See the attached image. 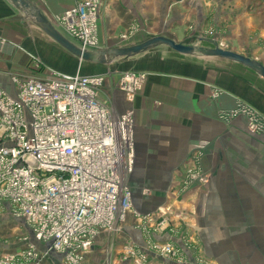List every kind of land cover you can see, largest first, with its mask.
I'll return each instance as SVG.
<instances>
[{
    "label": "crops",
    "instance_id": "1",
    "mask_svg": "<svg viewBox=\"0 0 264 264\" xmlns=\"http://www.w3.org/2000/svg\"><path fill=\"white\" fill-rule=\"evenodd\" d=\"M31 1L55 25L57 17L82 0ZM96 25L101 50L130 46L132 39L137 41L144 35H165L180 42L187 36L198 41L211 33L212 40L203 39L210 46H214L213 41L221 42L224 50L248 57L264 67V0H100ZM123 36L128 39L123 40ZM0 39L7 43L6 47L0 44V87L9 94L15 92L11 74L28 77L54 72L93 76L85 73L89 65L106 67L82 63L69 55L6 0H0ZM204 60L208 61L181 66H147L138 72L130 70L144 76L141 89L131 104L126 102L123 93L115 91L128 107L121 110L116 107L115 111L133 113L137 160L138 152L146 144V135L157 133L161 127H166L165 135L168 136L175 134L173 129L179 124H185L187 128L186 138H179V143L167 141L172 146L170 161L178 158L179 145L183 148V152L180 151L182 160L187 161L195 149H203L202 161L211 162L215 161L219 127H223L218 120L220 114L245 108L264 122L263 80L237 63L219 58ZM31 62L39 63L42 70L34 71L29 65ZM121 65L107 67L106 75H112L113 83H117L124 73ZM240 121L244 122L243 132L249 133L248 117L245 116H237L231 122V132L238 131ZM164 168L167 173L173 171L172 165ZM129 179L127 184L134 189L136 185L129 183ZM131 216L132 213L118 232L100 235L81 264H135V259L127 256L130 250L145 255L146 264H194L195 252L200 247L209 255L213 250L212 256H217L218 231L212 227L216 226L212 224L216 220L207 222L198 210L195 216L181 219V223L175 221L174 226L178 225L175 229L166 226L157 229L161 221L155 212L143 221ZM10 220L18 227L11 228ZM25 236L29 239L27 242L34 243L19 221L0 212V258L24 249L22 238ZM168 244L179 249L182 257L179 263L168 261L151 250L153 245ZM37 249L43 250L38 246ZM40 264L65 262L61 256L49 253Z\"/></svg>",
    "mask_w": 264,
    "mask_h": 264
},
{
    "label": "built area",
    "instance_id": "2",
    "mask_svg": "<svg viewBox=\"0 0 264 264\" xmlns=\"http://www.w3.org/2000/svg\"><path fill=\"white\" fill-rule=\"evenodd\" d=\"M99 6L100 0L76 3L57 17L56 29L81 49L101 50ZM0 44L7 43L0 39ZM33 68L42 70L36 62ZM11 82L13 94L0 87V212L19 221L34 243L23 237L24 249L0 258V264H40L49 253L65 264H81L95 240L118 232L130 213L149 219L131 210L127 184L134 162L133 113H117L101 100V75L49 72L13 76ZM142 82L143 77L124 73L117 89L132 103ZM241 113L251 116L246 109ZM192 179L203 181L202 175ZM165 222L157 229H165ZM151 250L168 261L182 260L173 244ZM127 254L135 264H146L145 255Z\"/></svg>",
    "mask_w": 264,
    "mask_h": 264
},
{
    "label": "rangeland",
    "instance_id": "3",
    "mask_svg": "<svg viewBox=\"0 0 264 264\" xmlns=\"http://www.w3.org/2000/svg\"><path fill=\"white\" fill-rule=\"evenodd\" d=\"M151 36L138 37L137 41L134 38L130 46L140 44ZM191 38L192 36H187L184 41L176 42L212 48L205 41L199 42ZM201 38L212 40V34L207 33V36ZM203 61L208 60H204L202 56L184 57L166 47H157L135 58L117 60L110 66L122 64L124 73H134L130 70L138 72L147 66H181L201 64ZM29 65L33 68L34 62ZM107 67L109 66L101 68L89 65L85 73L104 76L100 98L109 107H118L120 110L128 108L118 94L120 91L117 86L121 76L117 83H113L112 75H106ZM10 76L12 78L18 75ZM244 109L219 115L218 120L223 127L218 130L215 161L203 162V149H195L187 161L182 160L180 151L182 153L183 148L180 149L179 145L178 158L170 161L173 156L170 151L172 146L167 141L176 140V143H179V138L185 139V124L175 126V134H169L172 136L165 135L166 127H161L157 133L147 134L146 144L138 152V160L137 153H134L136 162H133L132 174L130 179L128 178L129 183L136 185L131 189L132 211L144 217H149L155 212L159 220H165V226L170 229L178 228V225L174 226L175 221L181 223L184 217L195 216L197 210L207 222L216 220L212 223L216 226L212 227H216L218 231L217 256H212L213 250L210 251L212 255H209L200 247L195 252V264H217L221 261L222 264H264V122H260L257 116L251 113L247 123L249 133L243 132L242 121L237 123L238 131L234 129L232 133L230 124L237 116H244L241 113ZM250 123L256 124L257 129L253 130ZM169 165L173 166L172 173L164 170V167ZM193 175H202L203 181L195 183ZM137 185L143 188L140 189ZM9 223L11 228L18 227L11 220Z\"/></svg>",
    "mask_w": 264,
    "mask_h": 264
},
{
    "label": "water",
    "instance_id": "4",
    "mask_svg": "<svg viewBox=\"0 0 264 264\" xmlns=\"http://www.w3.org/2000/svg\"><path fill=\"white\" fill-rule=\"evenodd\" d=\"M11 6L22 13L26 20L37 25L43 34L51 39L56 45L67 52L69 55L82 63L109 66L117 60H128L135 58L143 53L149 52L157 47H166L172 52L181 56H202L204 58H219L252 71L264 82V67L255 60L238 55L231 51L223 50L214 45L212 48H204L186 43H177L171 38L164 36L151 37L144 42L103 50L88 51L79 48L76 44L64 37L47 18L41 13L31 0H6ZM199 42L205 41L198 39Z\"/></svg>",
    "mask_w": 264,
    "mask_h": 264
}]
</instances>
